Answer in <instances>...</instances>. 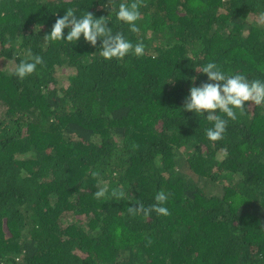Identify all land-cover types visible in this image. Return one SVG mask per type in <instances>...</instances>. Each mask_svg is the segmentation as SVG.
Returning a JSON list of instances; mask_svg holds the SVG:
<instances>
[{"label": "trees", "instance_id": "16d2710c", "mask_svg": "<svg viewBox=\"0 0 264 264\" xmlns=\"http://www.w3.org/2000/svg\"><path fill=\"white\" fill-rule=\"evenodd\" d=\"M140 4L138 32L109 26L144 54L105 60L99 41H43L69 7L108 16L101 0H0V264H264V105L216 142L180 110L209 61L264 78V0ZM161 189L167 217L129 211Z\"/></svg>", "mask_w": 264, "mask_h": 264}, {"label": "clouds", "instance_id": "9594fccd", "mask_svg": "<svg viewBox=\"0 0 264 264\" xmlns=\"http://www.w3.org/2000/svg\"><path fill=\"white\" fill-rule=\"evenodd\" d=\"M101 7L109 10L108 16L96 17L93 13L84 10L77 13L73 8L66 9L64 15L59 16L51 27L49 34H46L43 41L63 42L71 45L77 44L81 37L86 44L93 47L99 41V55L105 60H121L129 55L142 56L145 45L142 42L132 43L120 31H113V24L109 26L112 16L117 21L127 25L131 32H138V20L141 16L140 0H101ZM257 22L264 23V8L257 12ZM43 22L35 25L38 33ZM67 29V31H65ZM15 66L14 75L19 79L31 76L37 66L44 61L38 54H30L28 59L13 61ZM196 70L206 74V80L196 84L198 77H191V84L188 95L184 97L181 111L194 113L197 117H204L212 122L211 126L204 129L209 141L216 142L224 138L227 131L228 121L237 120L239 116L247 113L246 102L255 106L264 105V78L249 79L241 72L225 69L214 61L200 65ZM257 71L264 73V64L257 66ZM180 74V73H179ZM174 76L169 80L172 81ZM176 78V77H175ZM187 77L179 76V79ZM94 195L98 198L111 196L115 199L129 197L128 191L119 188L109 190L108 186L100 187ZM171 193L161 189L154 195V203L147 207L138 201L129 206V211L142 213L150 216L155 212L158 216L167 217L170 212L166 203Z\"/></svg>", "mask_w": 264, "mask_h": 264}]
</instances>
